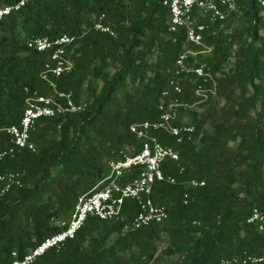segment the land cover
I'll return each mask as SVG.
<instances>
[{"label": "trees", "instance_id": "trees-1", "mask_svg": "<svg viewBox=\"0 0 264 264\" xmlns=\"http://www.w3.org/2000/svg\"><path fill=\"white\" fill-rule=\"evenodd\" d=\"M8 3L0 0V7ZM236 4L215 35H204L210 53L186 45L197 51L188 62L204 64L211 75L206 82L182 75V92L171 94L182 103L175 108L176 123L194 127L192 140L177 144L157 134L179 152L178 163H165L164 172L204 185L157 182L151 197L167 207L163 222L125 228L136 210L127 201L123 221L90 217L59 251L49 250L32 264H145L162 233L169 238L164 253L185 252L184 264H218L223 257L263 252L264 235L246 219L252 208L264 210V10L257 0ZM102 15L114 36L94 28ZM167 19L162 0H26L0 20V146L8 141L3 128L18 124L23 114L24 87L54 96L40 79L48 56L27 49L26 39L73 38L71 66L54 80L58 91L86 103L82 112L40 120L30 133L34 151L0 159V174H22V186L0 198V264H11L13 251L22 258L59 232L51 219L68 216L77 197L105 176L106 161L135 145L129 126L159 116L160 94L185 46L183 32L167 31ZM213 81L223 105L210 103L202 113L190 109L202 99L196 87L210 89Z\"/></svg>", "mask_w": 264, "mask_h": 264}, {"label": "built area", "instance_id": "built-area-1", "mask_svg": "<svg viewBox=\"0 0 264 264\" xmlns=\"http://www.w3.org/2000/svg\"><path fill=\"white\" fill-rule=\"evenodd\" d=\"M10 1L11 3L0 7V20L12 12L19 11L26 2V0ZM257 2L264 10V0ZM162 5L168 11L167 31L171 34L183 32L185 46L176 56L173 74L160 94V102L157 106L159 116L154 120L131 124L129 132L135 137V145L130 144L117 150L114 156L106 161L105 176L90 190L77 197L67 218L51 219L53 224L61 227L59 232L44 238L22 258L13 251L11 264H32L49 250L59 251L67 240L74 238L90 217L104 221H123L124 205L127 201L133 202L136 210L130 224L125 228L129 226L130 229H137L151 223L163 222L168 218L167 207L165 204L154 203L151 197L153 186L157 182L170 185L182 183L190 188L204 185V181L197 179L182 181L176 174L164 172L165 163H178L179 152L173 145L162 143L157 134L161 132L172 137L177 144L192 140L194 127L176 123L175 108L182 103L177 98H171V94L179 95L182 92L179 82L182 75L193 73L203 82L211 79V75L205 70L204 64L193 66L188 62V58L196 56L197 51L187 49L186 45L191 44L201 48L200 52L203 54L210 53L212 47L205 44L204 35H215L217 27H222L229 14L237 11L238 7L236 0H162ZM103 18V15L100 16L94 28L114 36L112 29L103 23ZM72 42L73 38L67 35L32 37L25 40L27 49L48 56L40 79L48 89L52 90L54 96L44 95L36 88L24 87L26 96L23 114L18 124L3 128L8 141L0 146V159L12 157L23 149L34 151L35 145L30 140V133L36 129L40 120L79 113L85 109L86 103L74 102L70 91H58L54 80L71 66L68 51ZM215 86L214 81L210 89L199 84L195 94L205 97L207 92L215 91ZM183 173L184 167L178 164V176H182ZM21 177L22 174L18 172L0 174V198L11 189L21 187ZM186 196L184 194V198ZM183 202L186 203V198ZM246 223L254 225L257 231L264 235V210L252 208ZM218 264H264V250L257 256L223 257Z\"/></svg>", "mask_w": 264, "mask_h": 264}, {"label": "rangeland", "instance_id": "rangeland-1", "mask_svg": "<svg viewBox=\"0 0 264 264\" xmlns=\"http://www.w3.org/2000/svg\"><path fill=\"white\" fill-rule=\"evenodd\" d=\"M259 35L264 37V26L260 27ZM150 60H154V56H150ZM231 65H233V59L229 60L226 63L225 70H227ZM215 92H211L210 95H206L205 97H202L201 100H199L198 103L192 105L190 109L196 110L199 113H202L205 108L210 104L213 103V105H216V107H220L223 105V101L220 99L217 101V98L215 97ZM207 100V101H205ZM208 102V103H207ZM177 113V112H176ZM178 116V114H177ZM178 118V117H177ZM185 119V118H184ZM184 119H182L184 121ZM208 127V125H207ZM45 200V197H44ZM60 218H67L66 217H60ZM58 219V218H56ZM156 251L151 259H145V264H182V254H185V252L181 253H174L172 255H166L164 253L165 249L169 245V238L165 233L161 234V237L159 240L156 241Z\"/></svg>", "mask_w": 264, "mask_h": 264}]
</instances>
